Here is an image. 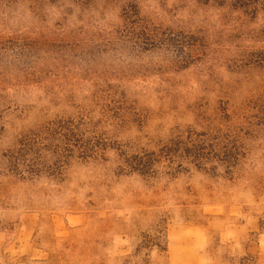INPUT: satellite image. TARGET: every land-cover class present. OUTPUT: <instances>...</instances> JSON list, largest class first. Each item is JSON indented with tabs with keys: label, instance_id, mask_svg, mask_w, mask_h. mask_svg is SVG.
Returning <instances> with one entry per match:
<instances>
[{
	"label": "rangeland",
	"instance_id": "rangeland-1",
	"mask_svg": "<svg viewBox=\"0 0 264 264\" xmlns=\"http://www.w3.org/2000/svg\"><path fill=\"white\" fill-rule=\"evenodd\" d=\"M57 121L86 153L12 173ZM0 264H264V0H0Z\"/></svg>",
	"mask_w": 264,
	"mask_h": 264
},
{
	"label": "trees",
	"instance_id": "trees-1",
	"mask_svg": "<svg viewBox=\"0 0 264 264\" xmlns=\"http://www.w3.org/2000/svg\"><path fill=\"white\" fill-rule=\"evenodd\" d=\"M135 10V12L131 10L126 13L125 17L128 21L139 19L137 18V9ZM79 128L78 124L73 121H57L26 135L21 140L19 147L6 155L9 170L22 178L41 174L60 177L64 165L68 162V156L75 152V147L81 148L80 152L86 153L87 146L84 144L85 141ZM205 147L206 144L191 140L185 146L184 152L190 159L201 163L208 158ZM47 154L52 157L48 158ZM223 156L228 163H237L238 161L236 149H228ZM155 161V157L146 153L128 158L127 164L132 169L147 174L153 171Z\"/></svg>",
	"mask_w": 264,
	"mask_h": 264
}]
</instances>
